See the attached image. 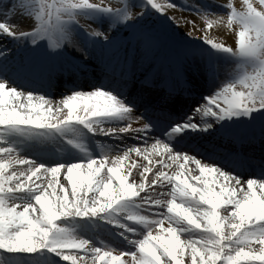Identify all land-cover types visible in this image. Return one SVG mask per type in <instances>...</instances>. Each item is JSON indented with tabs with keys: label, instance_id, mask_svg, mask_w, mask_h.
Masks as SVG:
<instances>
[{
	"label": "snow or ice",
	"instance_id": "1",
	"mask_svg": "<svg viewBox=\"0 0 264 264\" xmlns=\"http://www.w3.org/2000/svg\"><path fill=\"white\" fill-rule=\"evenodd\" d=\"M177 8L203 21H185L200 45L169 32ZM220 24L239 29L235 48L209 35ZM0 38V264H264V161L242 180L241 160L201 143L219 133L264 151V0H0ZM129 45L153 61L172 53L153 81L162 95L126 93ZM94 56L120 75L89 91L72 77ZM197 58L206 103L174 120L168 105ZM61 75L70 83L56 99L43 89Z\"/></svg>",
	"mask_w": 264,
	"mask_h": 264
},
{
	"label": "bare ground",
	"instance_id": "2",
	"mask_svg": "<svg viewBox=\"0 0 264 264\" xmlns=\"http://www.w3.org/2000/svg\"><path fill=\"white\" fill-rule=\"evenodd\" d=\"M181 1L184 4H188V3H191L192 2V0H181ZM91 2H93V3H101V1H98V0H94V1H91ZM159 2H165V1L164 0H159ZM206 2L207 3H213V0H206ZM225 2H226V0H215V3L216 4H222V3H225ZM234 3L236 4L237 7H239L240 0H234ZM215 9H218V8H214L215 13L217 14V11ZM168 14L170 16L175 17V20L166 21V23H167L168 26H172V28L175 29V32H176L175 35L180 40L195 42V43H191L189 45L190 47L193 46V45H196L197 43H200L201 42L199 39H197V37L202 36L203 35V32L202 31H194L193 30V24L185 23V21H192V22H194L196 29H203L204 23H203V21L200 19V17L198 15H196V14L190 12V11L189 12H187V11H181L178 8L177 9H169L168 10ZM217 15H226V14L218 13ZM80 21L82 23H84V25H86V26L88 24H91L92 27H96L97 26L95 23H93L91 21L88 22L84 18H81ZM12 23L18 24V25L19 24H22L23 27L28 28L27 25H30L33 22L31 20H21L19 17H17L16 19H14L12 21ZM238 30L239 29L237 28L236 25H233V27L231 29H229V28L225 27L223 24H220V25L214 26L212 29H209L208 31H209V35H211L212 37H214L217 42H223L225 44V46L235 48L236 47V42H237V39H238V37L236 35V32ZM189 31H191L193 33L191 37H189L187 35V33ZM130 47H133V46L132 45H129L128 46V49ZM68 50H70V51H77L76 48H74V47H69ZM123 51L126 52L125 50H123ZM166 53L168 55H172V53L169 52V51H167V50H160L158 52L153 53V56L154 55H155V57L158 56L157 60L154 61V62L157 63L158 60H159V57L162 56V55H165ZM195 62H200V61H195ZM214 64H215V67L219 70V72L221 74V79H223L224 78V75H225V69H226V67H228V65H226L225 62L222 59L215 61ZM107 82H111V80H107ZM142 91H143V93L150 92L147 89H143ZM150 93H152V96H151L152 98H155V97L158 96L157 93H155V94L153 92H150ZM191 95H192V93H190V95H188V97H191ZM193 98H195V97H193ZM173 101L176 102V103H182L183 104L184 102H186V99H183L181 97H175V98H173ZM203 103H206V101L198 102L197 105H195L193 107V109L196 108L199 104H203ZM192 110L190 112H192ZM189 114H191V113H189ZM195 120L198 121L199 120V117H195ZM102 138L105 139V140H107V138H105V137H102ZM129 141L131 143L130 142H128V143L132 144V141L131 140H129ZM222 150H223V147H219L218 152L220 153ZM244 152L247 153L250 156L251 155L254 156V155H256V153H258V151H253V150H248V151H245L244 150ZM133 158H135V157H133ZM135 159H139V158H135ZM257 162L259 163V161H257ZM192 167H194V166H192ZM246 168H247L248 171L251 170L250 173L252 175L255 174V172L252 171V167L251 166L250 167H246ZM247 170H245V171L248 172ZM235 172L238 175L240 174L237 171H235ZM196 174L199 175L198 172ZM239 176H240V178L242 180H246V178H244L243 176H241V175H239ZM136 179H137V181H139L138 174H136ZM208 179L211 180L212 177H209ZM244 187L246 188L247 186L245 185ZM126 258L127 257H125V259Z\"/></svg>",
	"mask_w": 264,
	"mask_h": 264
},
{
	"label": "rangeland",
	"instance_id": "3",
	"mask_svg": "<svg viewBox=\"0 0 264 264\" xmlns=\"http://www.w3.org/2000/svg\"><path fill=\"white\" fill-rule=\"evenodd\" d=\"M90 1V0H89ZM91 1H94V0H91ZM98 1H101V0H98ZM108 1V0H107ZM115 2V1H114ZM113 2V3H114ZM182 4V3H181ZM221 11H225V10H221ZM225 13V12H224ZM1 42V41H0ZM48 93H49V89H48ZM51 95V94H50ZM51 96H53V95H51ZM61 180L63 181V178L61 177ZM65 184L67 183L66 181H63ZM115 254V253H114Z\"/></svg>",
	"mask_w": 264,
	"mask_h": 264
}]
</instances>
